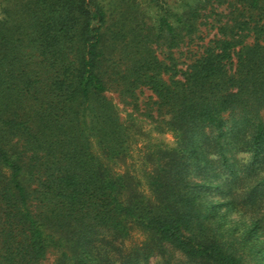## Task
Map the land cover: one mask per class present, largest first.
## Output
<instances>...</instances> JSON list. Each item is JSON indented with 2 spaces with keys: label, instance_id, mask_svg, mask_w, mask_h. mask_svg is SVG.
<instances>
[{
  "label": "trees",
  "instance_id": "obj_1",
  "mask_svg": "<svg viewBox=\"0 0 264 264\" xmlns=\"http://www.w3.org/2000/svg\"><path fill=\"white\" fill-rule=\"evenodd\" d=\"M21 6L18 18L6 9L0 19V264H41L58 246L55 264H111L110 250L120 264H135L168 255L167 246L201 264H264V253L253 256L264 243L252 237L264 219H253L240 243L235 225L223 227L228 211L259 205L264 183L240 195L214 167L232 172L225 152L238 150L252 153L249 169L264 168V0H197L181 13L159 12L149 26L142 16L137 36L124 40V70L110 81L101 73L107 19L99 0ZM208 13L216 35L180 67L175 51ZM140 87L169 115L176 141L155 152L152 198L133 177L105 174L85 137L92 124L106 156L123 155L128 129L106 93L134 97ZM130 230L145 242L125 253L112 243Z\"/></svg>",
  "mask_w": 264,
  "mask_h": 264
},
{
  "label": "rangeland",
  "instance_id": "obj_2",
  "mask_svg": "<svg viewBox=\"0 0 264 264\" xmlns=\"http://www.w3.org/2000/svg\"><path fill=\"white\" fill-rule=\"evenodd\" d=\"M26 0H0V19L5 16L6 9H10L14 17L20 16L21 4ZM197 0H99L100 5L106 13L107 24L104 28V57L101 62V73L104 75L105 81L118 77L124 70L123 61V46L126 37L133 39L135 30L139 27V21L142 16L145 17V22L149 26L154 24L158 19L159 12L171 10L174 13H181L186 8V5L194 4ZM226 6L218 8L219 13L228 14L225 10ZM223 16V17H224ZM207 17V18H206ZM215 16H210L208 13L201 22L197 35L193 36L192 41L188 40L175 51L176 57L179 59L180 67L185 68V64L191 62L193 57L200 53L204 46L212 40L216 35L217 30L212 27ZM137 36V34H136ZM155 47V45H154ZM125 49V48H124ZM160 57H165L167 50L165 47L158 48ZM107 97L115 104L120 119L124 122L128 129L127 151L117 158L106 156V152L101 146L100 140L94 134L92 124L89 125V130L86 132V142L88 152L92 159L109 175L112 176H131L140 183V187L144 194L152 198V194L148 188L149 175L155 176L157 169V158L155 152L162 150L168 152L176 148V141L172 130L169 126V115L158 112L156 105L157 98L147 87L137 89L134 97L121 96L117 92L110 90L106 93ZM3 128V123L0 120V135ZM12 145L16 146L17 151L24 150L28 157L31 156V149L25 147L23 140L18 137L11 138ZM225 155L229 161L235 162L232 172H228L221 165L216 164L219 181L227 184L228 187L235 188L236 193L242 195L248 193L252 189L261 186L264 183V168L249 169L252 161V153L227 150ZM220 155L213 154L211 159L217 160ZM159 161V160H158ZM161 163V161H160ZM214 168V169H215ZM257 169V171L255 170ZM5 169L0 167V173L5 177ZM261 188V187H259ZM264 189V188H263ZM264 195L261 202L252 209H240L237 212L228 211L227 216L223 221V227L226 229L233 227L232 234L237 238L238 243L243 241L242 234L245 227L249 226L253 219H264ZM50 235L51 232H49ZM106 236V231L103 232ZM99 236V235H98ZM253 239L258 243H264V230L252 235ZM98 251L106 257L105 238H98ZM103 240V241H101ZM109 241H112L108 238ZM113 242V241H112ZM145 242V236L138 230H130L124 239H117L114 243L116 247L122 245L125 253H129L132 249L140 246ZM65 250V249H63ZM168 255L158 253L150 254L148 257H137L135 264H201L200 262L190 261L181 252L167 246ZM108 254L111 264H120L115 251L110 250ZM61 253V248H50L47 257L41 264H55ZM264 253V251L256 252L253 256L256 257Z\"/></svg>",
  "mask_w": 264,
  "mask_h": 264
}]
</instances>
